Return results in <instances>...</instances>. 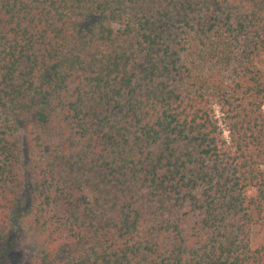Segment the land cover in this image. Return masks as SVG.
<instances>
[{"label": "trees", "instance_id": "trees-1", "mask_svg": "<svg viewBox=\"0 0 264 264\" xmlns=\"http://www.w3.org/2000/svg\"><path fill=\"white\" fill-rule=\"evenodd\" d=\"M261 56L264 0H0V242L264 264Z\"/></svg>", "mask_w": 264, "mask_h": 264}, {"label": "rangeland", "instance_id": "rangeland-1", "mask_svg": "<svg viewBox=\"0 0 264 264\" xmlns=\"http://www.w3.org/2000/svg\"><path fill=\"white\" fill-rule=\"evenodd\" d=\"M257 63L260 67H263L264 56H261L257 60ZM262 108L264 110V105ZM249 193L252 194L253 191L250 190ZM250 241L252 247L264 243V226L252 228ZM31 250V243L26 239L21 230L17 226H14L0 242V264H25Z\"/></svg>", "mask_w": 264, "mask_h": 264}]
</instances>
